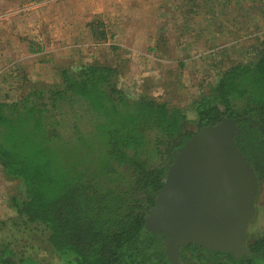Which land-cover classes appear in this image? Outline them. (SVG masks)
Returning a JSON list of instances; mask_svg holds the SVG:
<instances>
[{
    "label": "trees",
    "instance_id": "trees-1",
    "mask_svg": "<svg viewBox=\"0 0 264 264\" xmlns=\"http://www.w3.org/2000/svg\"><path fill=\"white\" fill-rule=\"evenodd\" d=\"M250 1L254 8L258 0ZM88 27L108 40L104 25ZM121 76L100 63L61 67L55 82L29 81L0 101V173L16 188L7 199L12 214L0 218V264H171L145 216L173 153L223 117L242 120L236 144L260 181L250 255L190 244L180 261L264 264V232L255 228L264 206V49L200 87L189 106L146 91L126 95Z\"/></svg>",
    "mask_w": 264,
    "mask_h": 264
},
{
    "label": "rangeland",
    "instance_id": "rangeland-1",
    "mask_svg": "<svg viewBox=\"0 0 264 264\" xmlns=\"http://www.w3.org/2000/svg\"><path fill=\"white\" fill-rule=\"evenodd\" d=\"M233 3L0 0V101L26 90L29 81L55 82L61 67L100 63L120 70L119 87L126 95L146 91L189 106L200 87L208 88L234 62L253 60L264 49V0L254 8L250 0ZM92 23L94 31L104 25L107 41L93 34ZM15 191L0 173V218L12 214L7 199ZM260 208L255 228L264 232Z\"/></svg>",
    "mask_w": 264,
    "mask_h": 264
},
{
    "label": "water",
    "instance_id": "water-1",
    "mask_svg": "<svg viewBox=\"0 0 264 264\" xmlns=\"http://www.w3.org/2000/svg\"><path fill=\"white\" fill-rule=\"evenodd\" d=\"M241 121L223 117L173 153L165 186L145 216V228L164 236L171 264H182L181 250L190 244L236 258L250 255L260 181L236 144Z\"/></svg>",
    "mask_w": 264,
    "mask_h": 264
}]
</instances>
